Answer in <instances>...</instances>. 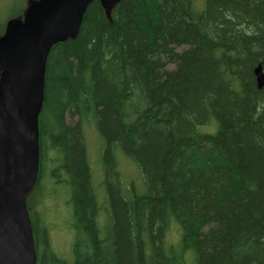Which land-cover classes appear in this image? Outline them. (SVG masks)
<instances>
[{
    "label": "trees",
    "instance_id": "trees-1",
    "mask_svg": "<svg viewBox=\"0 0 264 264\" xmlns=\"http://www.w3.org/2000/svg\"><path fill=\"white\" fill-rule=\"evenodd\" d=\"M259 64L264 0H121L109 11L93 0L46 65L39 179L26 199L37 264H183L167 248L172 221L197 264H264ZM85 122L104 142L102 193ZM119 148L140 167L143 192L123 179ZM44 173L72 210L70 259L35 205Z\"/></svg>",
    "mask_w": 264,
    "mask_h": 264
},
{
    "label": "water",
    "instance_id": "water-1",
    "mask_svg": "<svg viewBox=\"0 0 264 264\" xmlns=\"http://www.w3.org/2000/svg\"><path fill=\"white\" fill-rule=\"evenodd\" d=\"M121 0H102L109 11ZM93 0H36L0 36V264H37L26 192L39 179V113L52 47L79 35ZM264 88V68H255ZM9 168V170H8ZM27 190V191H26Z\"/></svg>",
    "mask_w": 264,
    "mask_h": 264
},
{
    "label": "rangeland",
    "instance_id": "rangeland-1",
    "mask_svg": "<svg viewBox=\"0 0 264 264\" xmlns=\"http://www.w3.org/2000/svg\"><path fill=\"white\" fill-rule=\"evenodd\" d=\"M31 3H33L32 0H0V27H2L10 16L21 15L24 7L27 4L29 6ZM1 83H4L6 87L9 84V80L3 78L0 81ZM83 131L91 162L93 181L99 192L102 193L104 191L101 185L103 178L102 150L104 142L94 124L85 122ZM116 159L123 179L126 182L134 181L138 192H143L145 189L144 177L138 164L127 157L121 148L116 151ZM42 180L46 195L42 198L41 195L38 196L39 202H36V208L43 218L42 222L48 228L54 251L66 259H70L72 256V243L75 236L72 210L62 195L53 192L55 187L54 182L45 173L43 174ZM27 192L25 194L26 199L30 197V200L34 202L36 191L31 190ZM64 195L66 197V193ZM182 237L183 231L179 223L172 221L167 232V248L173 250L175 254L181 255L184 260L183 264H197L194 251L183 247Z\"/></svg>",
    "mask_w": 264,
    "mask_h": 264
},
{
    "label": "bare ground",
    "instance_id": "bare-ground-1",
    "mask_svg": "<svg viewBox=\"0 0 264 264\" xmlns=\"http://www.w3.org/2000/svg\"><path fill=\"white\" fill-rule=\"evenodd\" d=\"M3 78H5V77L3 76ZM3 78H2V79H3ZM8 170H9V168H8Z\"/></svg>",
    "mask_w": 264,
    "mask_h": 264
}]
</instances>
